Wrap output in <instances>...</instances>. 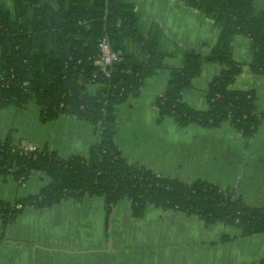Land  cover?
Segmentation results:
<instances>
[{
  "label": "trees",
  "instance_id": "obj_1",
  "mask_svg": "<svg viewBox=\"0 0 264 264\" xmlns=\"http://www.w3.org/2000/svg\"><path fill=\"white\" fill-rule=\"evenodd\" d=\"M215 21L217 42L207 55L203 48L182 51V66L170 69L165 93L156 100L159 120L173 118L182 128L232 125L245 140L258 131L264 112L253 90L232 85L243 71L234 59L233 42H251V70L264 76V12L254 0H180ZM0 0V109H40L43 123L73 116L95 127L96 142L87 157L61 158L47 148L26 151L13 132L0 135V175L20 186L34 173L50 184L34 196L0 201L2 234L26 208L43 210L66 200H105L108 217L127 200L136 218L149 207L195 216L207 224L238 227L243 238L264 235V205L247 206L234 191L206 181L180 182L128 163L116 146L117 107L138 97L145 81L164 67L165 38L157 25L143 28L135 6L127 0ZM107 38L120 60L98 64L101 41ZM207 63L224 67L209 84V109L196 111L183 94ZM97 85V92H89ZM3 238V237H2ZM226 239L222 241L224 243Z\"/></svg>",
  "mask_w": 264,
  "mask_h": 264
},
{
  "label": "crops",
  "instance_id": "obj_2",
  "mask_svg": "<svg viewBox=\"0 0 264 264\" xmlns=\"http://www.w3.org/2000/svg\"><path fill=\"white\" fill-rule=\"evenodd\" d=\"M144 29L157 25L163 32L167 56L164 67L145 81L138 97L117 107L116 146L130 164L184 183L206 181L236 192L251 208L264 205V118L249 140L229 123L219 128L180 127L173 118L159 120L156 100L167 88L170 69L182 66V51L203 48L207 55L220 29L214 20L180 0H127ZM7 5L13 8L11 0ZM264 12V0H254ZM234 59L243 65L232 90L257 95L264 112V76L255 74L251 42L238 36ZM224 67L207 63L200 77L183 94L196 111L209 109V84ZM90 94L97 85H90ZM13 132L17 146L47 148L63 159L87 157L96 142L95 127L73 116L43 123L40 109L31 103L24 110L0 109V135ZM50 178L34 173L22 186L0 175V201L37 195ZM185 213L149 207L134 217L130 203L121 202L108 217L105 200L86 197L66 200L52 208H26L2 234L0 264H264V235L243 238L242 231L224 223L202 224ZM3 237V238H2ZM226 239L224 243L222 241Z\"/></svg>",
  "mask_w": 264,
  "mask_h": 264
},
{
  "label": "built area",
  "instance_id": "obj_3",
  "mask_svg": "<svg viewBox=\"0 0 264 264\" xmlns=\"http://www.w3.org/2000/svg\"><path fill=\"white\" fill-rule=\"evenodd\" d=\"M101 50H102V56L100 60L98 61V64L100 66H103L105 68L109 67L113 63L121 59L119 54L112 51L110 43L106 37L103 38V40L101 41ZM25 147H26L25 148L26 151H35L37 149V147L30 146V145L25 146Z\"/></svg>",
  "mask_w": 264,
  "mask_h": 264
},
{
  "label": "water",
  "instance_id": "obj_4",
  "mask_svg": "<svg viewBox=\"0 0 264 264\" xmlns=\"http://www.w3.org/2000/svg\"><path fill=\"white\" fill-rule=\"evenodd\" d=\"M27 146H29V144H27ZM202 224L205 226L207 224V222L203 221Z\"/></svg>",
  "mask_w": 264,
  "mask_h": 264
},
{
  "label": "rangeland",
  "instance_id": "obj_5",
  "mask_svg": "<svg viewBox=\"0 0 264 264\" xmlns=\"http://www.w3.org/2000/svg\"><path fill=\"white\" fill-rule=\"evenodd\" d=\"M22 186V185H21Z\"/></svg>",
  "mask_w": 264,
  "mask_h": 264
}]
</instances>
